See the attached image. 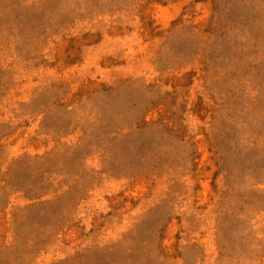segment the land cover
I'll return each mask as SVG.
<instances>
[{
  "label": "rangeland",
  "instance_id": "1",
  "mask_svg": "<svg viewBox=\"0 0 264 264\" xmlns=\"http://www.w3.org/2000/svg\"><path fill=\"white\" fill-rule=\"evenodd\" d=\"M0 264H264V0H0Z\"/></svg>",
  "mask_w": 264,
  "mask_h": 264
}]
</instances>
